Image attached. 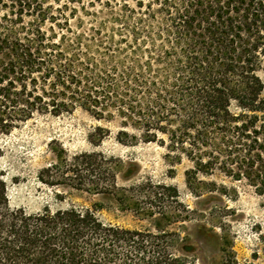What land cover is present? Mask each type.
I'll use <instances>...</instances> for the list:
<instances>
[{
  "label": "trees",
  "instance_id": "1",
  "mask_svg": "<svg viewBox=\"0 0 264 264\" xmlns=\"http://www.w3.org/2000/svg\"><path fill=\"white\" fill-rule=\"evenodd\" d=\"M49 1L0 0V135L36 114L81 109L118 119L121 145L156 143L172 161H189L194 194L206 185L195 184L198 175L219 172L264 196V0H90L122 10L117 47L107 37L100 62L82 52L93 34L72 33L70 43L65 33L42 29L50 22L71 32ZM96 131L99 145L108 131ZM58 160L41 171L42 184L91 194L114 186L101 154ZM145 194L151 202L178 199L170 186ZM165 238L105 224L75 206L11 208L0 179V264H184Z\"/></svg>",
  "mask_w": 264,
  "mask_h": 264
},
{
  "label": "rangeland",
  "instance_id": "2",
  "mask_svg": "<svg viewBox=\"0 0 264 264\" xmlns=\"http://www.w3.org/2000/svg\"><path fill=\"white\" fill-rule=\"evenodd\" d=\"M88 1L80 5L50 0L49 12L58 15L61 10L71 32H65V27L60 32L50 22L42 29L48 35L65 33L70 43L72 33L93 34L82 40V52L100 62L106 57L107 37L113 36V47H117L123 30L119 21L122 10L119 4L90 5ZM260 76L264 82V73ZM98 127L108 133L95 145L92 141H97ZM118 130V119L97 120L76 109L60 116L36 114L9 135H0V179L6 184L9 206L28 213L45 207L52 211L71 206L89 209L105 224L164 234L168 251L184 264H264V196L245 180L236 181L219 172L198 175L195 184L206 185L194 194L186 182V172L192 169L189 161H172L165 147L156 143L121 145L115 138ZM90 152L106 158L113 188L91 194L65 184L40 182L41 171L57 165L59 156L71 159ZM155 185L174 187L177 202L166 196L147 201L145 192Z\"/></svg>",
  "mask_w": 264,
  "mask_h": 264
}]
</instances>
